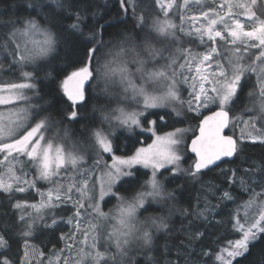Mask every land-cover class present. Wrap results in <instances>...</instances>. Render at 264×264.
I'll list each match as a JSON object with an SVG mask.
<instances>
[{"label":"snow or ice","instance_id":"obj_1","mask_svg":"<svg viewBox=\"0 0 264 264\" xmlns=\"http://www.w3.org/2000/svg\"><path fill=\"white\" fill-rule=\"evenodd\" d=\"M119 3L125 17L132 9L136 23L133 31H117L108 40V29L124 21H104L93 10L95 0H13L7 19L0 16V52L7 70L19 73L14 80L0 81V264H45V253L31 241L59 223L72 226L60 236L69 254L60 249L47 264H130L132 248L156 250V233L170 230L174 211L208 220L213 211L208 202L195 212L176 207L184 189L177 180L198 181L205 170L241 153L248 141L264 144V13L257 15V0H213L198 11L192 4L202 0H154L159 12L151 23L137 16L135 0ZM102 49L111 59L100 65ZM61 50L63 67L53 68L49 57ZM46 67L51 70L45 78L56 88L42 95L37 80ZM4 68L0 62V70ZM249 74L260 81L259 96L255 90L249 93L255 115L243 119L247 106L239 116L234 109L243 104ZM100 80L108 101L99 108L92 105L93 113H101L97 124L86 110L90 100L99 98L94 94ZM47 95H54L56 104ZM113 102L116 107L110 106ZM199 117V134L190 146L184 141L186 129L174 127L161 134L168 121L183 124ZM82 120L87 123L73 139L69 126ZM238 124L244 125L241 135L229 134ZM117 130L128 133L133 146L147 139L151 143L118 155ZM182 145L194 154L187 167L182 164L190 157ZM245 171L251 180L264 172V161L258 169ZM228 182L236 184L237 170ZM239 183L253 192L245 209L260 201L259 212L245 211L240 217L236 211L229 220L236 238L204 251L203 264H240L237 258H247L264 240V192L255 193L244 179ZM33 191L39 199L31 203L16 195ZM209 191L215 195L218 189L210 185ZM219 199L235 202L227 189ZM113 200L104 211L103 205ZM68 204L71 208H64ZM150 209L154 214L145 216ZM62 212L71 214L60 216ZM203 235L197 231L190 238ZM17 238L24 241L23 253L13 251ZM259 264H264V254Z\"/></svg>","mask_w":264,"mask_h":264},{"label":"trees","instance_id":"obj_2","mask_svg":"<svg viewBox=\"0 0 264 264\" xmlns=\"http://www.w3.org/2000/svg\"><path fill=\"white\" fill-rule=\"evenodd\" d=\"M12 2L13 0H0V16L7 19L8 14L11 11ZM48 2L50 3L51 0H48ZM135 2L138 4V8L136 9L137 16L144 15L148 21H150L152 17H155V14L159 12V10L155 7L154 0H135ZM95 5L96 6L93 10L97 11L100 15H103L104 21H124L123 23L117 24L115 28L108 29V33L105 35V40L110 38L109 34H113L117 31L124 29H127L130 32L133 31L136 18L133 17L131 8H129L127 16L125 17L124 12L120 7L119 0H95ZM149 5H151V8ZM51 6L55 8L54 4ZM152 9H155V11H152ZM20 13L23 14V8L20 9ZM4 31L6 32L7 30L5 29ZM106 51L107 49L101 50L99 64L106 56ZM64 56L65 52L62 50L59 52V55L54 52L49 58L52 61V67H63L62 58ZM0 62L5 64L4 70H0V81L16 79L19 73L17 72L14 75L13 72L7 70V60L5 59V54L2 52H0ZM50 70V68L46 67L44 71L39 73L37 84L38 87H42L43 89L41 93L42 95L52 92L56 88V85L51 82V78H45V73ZM54 75L55 73L53 72V76ZM250 77L248 85L244 89V93L241 97L243 104L236 107L237 110L244 111L245 106L248 107L249 105L248 95L254 88L255 84L254 78L251 75ZM94 95H98L99 98L89 101L86 112L89 117L94 115L98 124L101 113L99 111L93 113L92 105L95 103L99 108L101 105H105L107 103L108 97L101 92L99 93L98 90H95ZM46 99L51 101L53 104H56L54 95H47ZM190 115L195 116L194 114ZM199 118L188 119L185 120L183 124L175 125H173L171 121H168L169 127L163 128L161 132L171 131L174 127L184 128L188 124L195 127ZM84 123H87V121L82 120L80 123L69 126L70 131L75 134L74 136L80 137L81 127ZM230 133L231 132L229 131V134ZM117 136L118 140L116 142L120 147V151L117 154L128 152L129 148L133 150L139 144L136 143L133 146L127 138L128 133L123 131H118ZM148 140L149 139L146 141ZM187 155L190 159L184 163L186 166L192 162V156L188 153ZM261 161H264V144L259 141H256L255 143L248 141L243 151L235 156L232 161H225L221 163L219 167H215L211 171H206L202 178H199L198 181L189 180L185 183L183 180H177L176 184H184V189L179 194L176 207L180 209L188 208L190 212H195L199 209H203L205 203L208 202L213 206V211L208 213V220H205L203 217L197 219V217L192 214L184 217L181 213L174 211L168 221L170 230L156 233V236L158 237L155 242L156 250L151 253L141 252L138 249L131 251L127 258L130 264L131 261H136L138 264H203L205 257H203L202 253L204 251H210L213 248H218L221 243H226L227 239L236 238L231 234L232 225L229 223V220L237 211L240 203L247 200L252 194V191H244L239 181L240 179H244L246 185L253 188L254 191L262 189L264 187V172H258V175L250 180L245 171L253 169L254 167L258 169ZM233 170H237V182L234 186L230 185L228 182L229 177L232 176ZM141 179H143V177H141ZM176 184H169L168 187L174 188L176 187ZM210 185H213L218 189L215 195H211L209 191ZM225 189L229 190L235 198L234 203L219 199ZM16 195L22 200H27L28 202H33V198L37 200L38 196L34 191L31 193H17ZM156 208L158 207L154 205L152 206V209ZM152 209L149 210V213H144V215L154 214ZM9 211L14 210L9 207ZM69 214V212H62L59 215L66 217ZM69 226L70 225L66 223H59L54 229H47L42 232H38L36 237L31 241L38 251H43L45 253L43 258L45 260V264H47L49 258L53 259V261L56 260V256L59 254L58 250L63 247V240L60 239L61 233H66ZM197 231L204 233L203 237L199 240L191 239L190 234H194ZM222 237L225 239L222 240ZM23 245L24 241L17 238V243L13 244V251H16V249L19 248L21 253H23ZM54 252L56 253L55 256L53 255ZM262 254H264V240H260L256 244V247H254L251 251V255L247 258L238 257L237 259L240 261V264H259ZM149 256L152 257L151 260H149Z\"/></svg>","mask_w":264,"mask_h":264},{"label":"rangeland","instance_id":"obj_3","mask_svg":"<svg viewBox=\"0 0 264 264\" xmlns=\"http://www.w3.org/2000/svg\"><path fill=\"white\" fill-rule=\"evenodd\" d=\"M180 2H182V0H180ZM216 2L217 3H219V0H216ZM213 3V0H202V3L200 4V5H196V4H192V8L194 9V10H196V11H198V10H201L203 7H204V5L205 4H212ZM157 10H159L158 8H157ZM255 10L257 11V15H261L262 13H264V0H257V4H256V6H255ZM191 14V13H190ZM155 17H152L151 19H150V21H148L149 23H151V21H152V19H154ZM161 18H163V17H161ZM173 20H174V22L177 24V25H179V18H178V15H174V16H172L171 17ZM240 19L241 20H245V17H243V16H240ZM185 27L187 28L188 26L187 25H185ZM178 35H181V34H179L178 33ZM182 39L184 40V41H187V39H188V37H182ZM184 47H189L190 45L189 44H187V43H184V45H183ZM197 50H199V49H197ZM53 55V53L51 54V56ZM168 55H169V52H167V51H165L164 53H163V56H164V58H167L168 57ZM50 56V57H51ZM49 57V58H50ZM111 59V58H109L108 56L106 57H104L103 59H102V61L100 62V65H103L104 64V62H105V60L106 59ZM165 62V60L164 59H161L160 60V63L161 64H163ZM249 75H251L253 78H254V88L249 92V93H251V92H253L254 90H255V92H256V95H257V97L259 96V83H260V81L258 80V78H257V76L255 75V74H249ZM117 79H119L118 77H117ZM104 89V82H103V80H100L99 81V84H98V87L96 88V90H98L99 91V93L101 92V93H103V90ZM249 96V95H248ZM248 103H249V105H248V109H249V112H248V114H245L242 118L243 119H248V115L249 114H251V115H255V113H252V112H250V109H251V102H250V100L248 101ZM111 107H116V104L113 102V104L111 105ZM4 110V108H3V106H0V111H3ZM243 110H237L236 108L234 109V112H235V114L236 115H240L241 114V112H242ZM207 113V112H206ZM192 114H194L195 115V113H192ZM99 119H100V116H99ZM244 127V125L243 124H238V125H236V127L234 128V129H232V128H230L229 129V131L231 132L230 134H232L233 133V131L235 132V135L237 136V137H239L240 135H241V128H243ZM257 127H259V124L257 125ZM179 128V127H178ZM196 128H197V125L195 126V127H193V126H190L189 124L188 125H186V127H184L183 129H186L187 131H185V133H184V141H185V145H187V143H188V141H189V139L195 134V131H196ZM250 130V129H249ZM118 131H122V130H117V132ZM138 131V130H137ZM167 132V131H166ZM126 133V132H125ZM163 132H161V134H162ZM147 135H150V134H147ZM73 139H78L79 137H77V136H73L72 137ZM141 139H143V137L141 138ZM148 143H151V139H149L148 141H145L143 144H141V143H139L136 147H140V146H146ZM182 149H184L185 151H186V154L188 153V151H187V149L185 148V146L184 145H182ZM133 151H134V149H133ZM128 154H131L130 152H128ZM189 154V153H188ZM89 155L90 156H92V159H94L95 157H94V154H92V153H89ZM119 155V154H118ZM92 159H89L88 161H87V163L88 164H91L92 163ZM108 162L109 163H111V160H110V158L108 159ZM102 163H103V161H102ZM136 167H138V168H140V170L141 171H143V172H148L149 174H150V172H151V170L150 169H144L142 166H136ZM182 167H187L185 164H182ZM161 171H163V169L161 170ZM165 175H168V173H165ZM147 177H143V179H146ZM142 179V180H143ZM191 181H193V180H191ZM47 187V185H45V188ZM261 192H264V187L262 188V189H259V190H255V193H261ZM253 195V192H252V194L248 197V199L247 200H245V201H243V202H241L240 203V205H239V207H238V209H237V211L239 212V215H240V217H243L244 216V214H245V211H248L249 212V214H258V212H259V207H258V205H259V203H260V201H257L252 207H250V208H248V209H245V207L243 206L244 204H245V202H247V201H249V199H250V197ZM39 199V196H37V200ZM34 202V201H33ZM29 203H31V202H29ZM115 204V200H113L111 203H109V204H106V205H103V208H104V211H108V209L109 208H111L113 205ZM154 206H156V207H159V206H157V205H154ZM66 207V209H68V208H71V205L70 204H68V205H64V208ZM70 213V212H69ZM71 214V213H70ZM69 214V215H70ZM146 216V215H145ZM51 221L49 220V223H50ZM70 231H72V226L70 225L69 226V228H68V230H67V232L66 233H68V232H70ZM66 241L65 240H63V247H62V249H64V255H68L69 253H68V250L66 249V247H65V245H66ZM136 248L134 247V248H132L131 250H130V252H129V254L131 253V251H133V250H135ZM113 251H114V249H113ZM59 255V254H58ZM73 256H75V253H73ZM60 264H63V261L61 260L60 261Z\"/></svg>","mask_w":264,"mask_h":264},{"label":"water","instance_id":"obj_4","mask_svg":"<svg viewBox=\"0 0 264 264\" xmlns=\"http://www.w3.org/2000/svg\"><path fill=\"white\" fill-rule=\"evenodd\" d=\"M207 114H209V113H205V115H207ZM199 119H202V117H200ZM198 126H199V120H198V122H197V128H196L195 134L189 139V141H188V143H187V146H190V144H191V140L195 138V135H198V134H199ZM187 151H188V153H189L192 157H194V154H192V153L190 152L189 149H187ZM234 158H235V157H232V158H224V161H223V162H225V161H232ZM223 162H218V164L220 165V164L223 163ZM213 168H215V167H213ZM213 168H212V169H213ZM206 171H208V170H205V172H206Z\"/></svg>","mask_w":264,"mask_h":264}]
</instances>
